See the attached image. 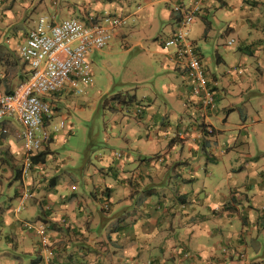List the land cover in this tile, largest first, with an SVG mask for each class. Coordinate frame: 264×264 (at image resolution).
<instances>
[{
	"label": "crops",
	"instance_id": "1",
	"mask_svg": "<svg viewBox=\"0 0 264 264\" xmlns=\"http://www.w3.org/2000/svg\"><path fill=\"white\" fill-rule=\"evenodd\" d=\"M0 1V6L4 4L13 6L16 2V0ZM35 1L37 3V0ZM174 1L105 0V3L98 2V8L86 5L81 8L83 11L81 19H87L89 15L85 9L126 17L127 24L116 30L111 43L104 49L95 51L91 55V60L92 56L94 60L100 55L98 52L127 55L136 49L140 54L145 55L148 60L147 67L154 70L153 76L150 77L154 81L152 92L148 96L145 93L142 96V100L148 99L149 105L143 113L137 114L139 104L135 106V103L139 101L138 97L141 94L137 98L133 97L132 101L123 100L126 104L132 103V106L126 105L125 109L121 108L122 96H119V102L114 104L118 114L113 120L120 124L113 125L112 135L106 138L107 145L93 154L96 156V163L91 164L96 173L92 174L87 170L84 175L88 184L86 195L77 193L78 188L74 180H65L71 173H63L58 163L57 150L52 147L56 141L64 142L66 134L74 133L72 132L74 126L70 122L68 124L72 130L65 129L62 134L59 132L58 138L55 136V139L38 153V163L43 162L44 165L40 166L37 163L30 172L29 176L33 177L36 184L33 187L28 186L27 176L20 173L23 165L20 167L12 165H15V151H20L22 164L26 155L24 146L17 142L22 140L19 135L22 124L15 118L8 119L9 132L0 135V171H3L0 172V179L2 174H5L11 179L20 180L21 184L16 196L20 197L25 189H30L32 196L26 200L30 205L27 208L23 207L20 212H16L19 200L8 207L0 206V264H58L60 261L61 264H99L109 256L105 253L109 247H114L115 250L112 252L113 263L204 264L195 257L190 259L183 249L180 255L174 251V248L179 250L177 247L184 243L187 234L192 235L193 245L196 244L198 251L204 257L218 246L217 240L224 239L230 247L243 250L244 255L240 256L243 264H264V215L261 216L262 220L260 219L262 223L257 222L258 228L250 224L252 217L260 218L259 215L250 216L251 210L264 214V179L260 183V186L263 185L262 188H259L260 186L255 188L248 184V174L245 175L246 178L245 176L239 178L241 169L254 164L244 159L247 154L252 155L251 152H247L253 147L257 149L264 147V117L248 112L246 107L243 111L232 114L229 109L225 118L214 117L192 94L188 86L185 62L176 60L175 49L165 48L163 43L176 29L172 12ZM237 1L246 9L259 6L260 3L256 0H232L228 5L223 4L222 7H226L229 17L234 14V9L229 5ZM219 2L226 3L224 0H204L205 9L195 22L197 24L195 30L200 31L199 35L202 38L210 37L212 21L218 19L217 15L221 14V12H213L214 8L219 7ZM67 4L70 5L69 2ZM53 14L63 19L58 15L57 6ZM249 23L247 25L250 28L249 35L255 40L253 47L258 49L256 66L248 67L246 60L238 59L237 53L227 51L225 54L217 52L216 62L219 66L211 70L212 57L203 55L199 46L209 72L210 86L217 93L225 90L231 83H237L239 86H257L255 95H264V83H261L264 82L263 59L257 56L261 48L264 50V21H249ZM223 27H226L225 34L235 35L239 40L242 28L237 23L228 22ZM192 39L199 45L200 40ZM150 54L156 57L153 58ZM125 58L122 60L124 61ZM19 60L16 52L0 42V93L12 92L28 77V67ZM222 64L226 65L227 69L223 68ZM233 68L237 70H231ZM253 68L258 70L259 74L252 71ZM26 71L28 74L24 75ZM248 72H252L259 82L256 83L249 78ZM145 75L148 76L149 72L146 71ZM79 95L82 94H76L69 83L60 92L46 96L45 100L55 108L53 121L69 118L68 114H61L62 107L76 111L79 108L84 109L82 106L93 104L96 108L98 98L92 102L93 99L87 96L85 101L80 100L78 104L75 99ZM225 96L227 97V94ZM221 101L224 103V99ZM86 102L88 105H85ZM230 102L227 104L233 105V109H235L234 105L239 104L236 99ZM201 115L204 118L199 122ZM135 123L146 129L147 140L144 144L140 143L142 136L139 131L132 135L126 133V129L134 128ZM218 124L220 129L214 127ZM202 126L204 129L201 128ZM119 127L122 128L120 132H118ZM209 127H213L211 130L214 136H210L211 130H207ZM166 141H170V146L176 144L178 147L175 152L172 151L174 157L172 161L166 163L165 159L166 164L153 165L146 160L149 156L160 157L167 146L164 144ZM244 142L245 146L240 152L235 144L243 145ZM224 145L227 147L226 151ZM123 149L127 151L126 154ZM119 152L122 153L121 157L117 155ZM89 155L92 154H88L87 157ZM205 155L213 156L206 159ZM237 157L241 160L237 161ZM183 162L197 166L198 172L203 176L199 178L194 175V178L190 179L176 174L169 183L164 181L165 174L178 169L179 163ZM241 162L245 167L238 170ZM257 172L260 176H264V172H260L259 168ZM68 183H71V193L64 192L69 188ZM160 183L168 186L165 196L171 195V200L167 199L165 202L170 204L169 207L163 209L161 203L157 204L161 211H157L156 214L153 205L145 204L154 200V194H149L150 196L144 202H140L136 209H129L144 188L150 184ZM103 191L110 202H107L109 206L106 209L103 207L102 210L97 209L101 212L99 217V213L94 214L91 207L95 205V201H100V194ZM176 194L178 196H174ZM242 211L248 216L228 220L227 216L233 217L234 212L243 215ZM183 215H186V223L181 220ZM30 216L32 218H29ZM30 219H41L40 222L48 227L50 242L48 246L40 242L35 232L24 229L22 221ZM89 221L95 223L101 234L97 236L90 234ZM164 224L166 227H163ZM149 225L155 228V236L152 238L155 243L149 244L143 250L145 255L140 256L139 241H142L140 236L147 235L146 229ZM212 228L219 233V236L215 235L218 239L213 242L210 237ZM181 229H186L188 232L182 234ZM105 231L108 233L104 234ZM223 231L228 233L222 234ZM114 232L122 235L113 234ZM116 236L119 237L118 240L115 239ZM201 238L202 240H199ZM87 243L97 245L100 251L87 250L84 254L79 252L84 259L82 262L73 256V248ZM2 244L4 246H1ZM51 251L53 257L49 259ZM127 254L129 256L124 257ZM55 255L56 259H54Z\"/></svg>",
	"mask_w": 264,
	"mask_h": 264
},
{
	"label": "rangeland",
	"instance_id": "2",
	"mask_svg": "<svg viewBox=\"0 0 264 264\" xmlns=\"http://www.w3.org/2000/svg\"><path fill=\"white\" fill-rule=\"evenodd\" d=\"M226 3L219 2V7L214 8L213 12H221V14L217 15L218 19L212 21V28L210 32V37L208 39L202 38L201 35H199L200 31L195 30V27H197V24L194 20L191 29H190V38H195L200 40V43L198 46H200L201 52L205 56H211L212 57V64L210 65L211 70H215V67L219 66V63L216 62L217 58V52L221 54H225L227 51H230L232 53H237L238 59L246 60L248 63V67L250 66H256L257 65V59H256V53L258 49H255L253 47V43L255 42L254 38L249 35L250 28L247 27L249 21L251 22H260L261 20L264 21V0H256L259 1V6L251 7L250 9L242 8L241 2H235L233 5H229L230 8L234 9V14L232 17H229V13L226 12V7H222L223 4L228 5V3L232 2V0H224ZM67 2L70 3L67 4ZM105 3V0H37V3L35 0H16L13 6H10L8 4H4L0 6V42L4 44L5 46L9 47L12 51L16 52L19 57V53L17 51L18 44L22 41L23 37L26 35V33L30 30V28H33L36 26L38 19L42 15H49L51 16L56 9V6L59 10V17L64 18L66 16H74L78 18L81 17L82 7L84 5L90 6V7H99V3ZM1 3V1H0ZM204 5V4H202ZM72 6V7H71ZM85 12H87L89 15L87 19L91 17H96L104 14L105 12H96L95 10L85 9ZM228 13V14H227ZM120 15V14H118ZM233 18V19H231ZM86 20V19H85ZM228 22H235L238 24L239 27L242 28L241 37L239 40L235 35H227L225 34L226 27H223L224 24ZM224 23V24H223ZM126 23L122 26L124 27ZM175 28H177V21L175 20ZM120 27V28H122ZM194 29V31H193ZM187 31V29H185ZM200 36V37H199ZM169 39V38H168ZM235 41L234 44L229 45L228 42L233 40ZM167 48H174V47H167ZM100 54L99 56H96V58L92 60L90 57L92 64V70H93V84H85L80 83V88H82L83 92L79 93L82 95L77 96L75 99L76 103L80 104L81 101H85L87 99V96L92 98V102H94L95 99H99V102L96 106L90 105V106H82L84 109H77L76 111H69L65 107L61 108V114H68L69 118H66L67 122H70L74 126V130L72 134H66L65 135V141L62 143H59L56 141L52 147L54 150H57V158L58 163L62 167L63 173H71L68 174L65 180H74L77 185V193L86 195L87 194V188L88 184L85 180V173L87 170H90L92 174H95L96 172L94 170V166L91 164L96 163V156L95 154L98 150L103 149L106 145V138H109V136L112 135V131L114 130L113 125H119V123H115L113 118L118 113L117 110L114 109V104L119 102V96H122V99L120 101L121 108L125 109V106H132V103L123 102V100H126L127 102L132 101L133 97L139 96V101L135 103L140 104L144 109H146V106L149 105L148 99L142 100V96L145 93L146 96L149 95V93L152 92L153 87V79L150 78L153 76L154 70H152L149 66L147 67V58L146 56L140 54L138 50L135 49V51H130L127 55H119L117 53H109L105 54L102 52H98ZM153 58L156 57V55L150 54ZM255 55V56H254ZM127 56V57H126ZM257 56H260L263 59L262 68L264 69V50L261 48V51L258 53ZM126 57V58H125ZM245 57V58H244ZM20 58V57H19ZM125 60L123 61L122 59ZM20 63H25L20 58ZM228 62L232 63L230 60H227ZM112 62L116 63L113 64ZM26 65V64H25ZM28 65V64H27ZM26 65V66H27ZM223 68L227 69V66L222 64ZM29 69V65L27 66ZM148 71L149 75L146 76L145 72ZM235 71V70H233ZM252 71H255L259 74V71L255 68L252 69ZM23 72V67L21 68V75ZM232 72V71H231ZM233 73V72H232ZM28 74L27 71L24 72V75ZM249 78H252L254 82L258 83L255 79V76L252 72H248ZM261 79V78H260ZM264 83V82H261ZM255 83H253L254 85ZM67 86V85H66ZM65 86V87H66ZM65 87L63 89H65ZM257 86L250 87L249 85L239 86L237 83H231L230 86H227L225 90H221L220 93H217L216 90L212 88V93L214 96V106L211 108H207L206 111L210 113V115L213 114L214 117H226L227 113L230 111V114L236 112L239 113L240 111H243L244 107L248 109V112L255 114V115H261L264 117V95H255L254 91H257ZM138 90H141L138 92ZM243 90V91H242ZM138 92V93H137ZM229 92V93H228ZM85 93V94H84ZM77 94V93H76ZM227 94V97L225 96ZM220 96V97H219ZM221 98V99H220ZM222 99H224V103H222ZM239 101L238 105H234L235 109H233V105L227 104L229 101L230 103L234 102V100ZM125 104V105H124ZM85 105H88L86 102ZM71 107V105H70ZM73 107V106H72ZM71 107V108H72ZM205 107V106H204ZM74 109V107L72 108ZM140 114V113H137ZM198 117V115H195ZM208 116V115H207ZM199 122L204 118L203 115L199 117ZM62 120L59 119L57 122H60ZM134 128L126 129V133L129 135H132V133L137 134L140 132V135L142 136V140L140 141L141 144L146 143L147 135H146V129L144 126H139L135 123L133 126ZM214 127H217L220 129V125H214ZM204 129V126L201 127ZM213 129V127H209L207 130L210 131ZM122 130L121 127L118 128V132ZM222 130V129H221ZM64 130L61 131V134ZM139 131V132H138ZM91 132V133H90ZM212 130L210 131V136H214ZM232 133V131H230ZM93 134V135H90ZM58 135L56 137L58 138ZM245 141V137L243 138ZM17 142L23 146L22 140H17ZM170 141L164 142L166 144V148L161 152L160 157H147L146 160H149L151 164H162L164 163L166 159V163H169L174 159L172 156V151L175 152L176 148L178 147L175 145L170 146ZM214 143V141H212ZM169 144V145H168ZM235 146L238 148L240 152L243 151V146H245V142L243 145L235 144ZM256 146V145H255ZM225 147V145H224ZM124 150V149H123ZM122 150V151H123ZM227 150V147L224 148V151ZM121 151V150H116ZM235 152V150H233ZM127 151L124 150V153L126 154ZM252 153V155L247 154L244 159L246 161H250V163H254L250 167H245V165L241 162L238 166L239 171V178H243L246 174H248L247 181L248 184L254 186L257 188L260 186V183L263 181L264 176H260L257 172V169H260V172H264V147H253L251 150L247 153ZM16 155L15 158V165L13 166H22V160L20 159V151L14 152ZM88 154L89 155L87 157ZM213 156V155H212ZM212 156L205 155V158L208 157L212 158ZM234 156H238L235 155ZM87 157V158H86ZM204 158V160L207 162V160ZM241 160L239 157H237V161ZM245 161V162H246ZM164 163V164H166ZM234 164V163H233ZM32 168L27 176V182L28 186L35 187L36 184L34 183L33 177L29 176L30 172L33 170ZM3 173V171H0ZM195 173V174H194ZM198 172V168L195 165H189L179 163L178 169H173L171 173H166L164 178V181H169L174 178L173 176L180 175L184 176L190 179L194 178V175L197 177H202L203 174ZM223 177L225 175H222ZM246 178V176H245ZM97 181V178L95 179ZM163 181V182H164ZM21 184V181L15 178H9L7 175L2 174L0 179V206H11L13 205L14 201L19 200L20 197L16 196V191L19 188ZM69 188L65 189V193H71L70 186L71 183H68ZM116 186L118 184L116 183ZM263 185H261L259 188H262ZM167 184L160 183L159 185L150 184L147 186V188H144L139 195H137L136 200L132 204V207L129 209H136L137 205L140 202H144V200L150 196L149 194H154L153 201L146 202L145 204H151L153 205V210L157 214V211H161L159 207H157V204L161 203V207L164 209L166 207H169L170 204L166 203L165 200L170 199V197L165 196V193L167 191ZM258 188V189H259ZM100 191V190H98ZM152 191H155L152 192ZM157 193V195H156ZM260 193V192H259ZM104 191L100 194V201H95V205L91 207L93 210V213L96 214L98 211L97 209H101L102 207L106 209L109 205L107 202L108 198L105 196ZM178 196V194L174 195ZM141 199L142 201H138ZM171 200V199H170ZM225 201V200H224ZM99 202V203H98ZM16 204V202L14 203ZM30 205V202H26L24 205V208ZM98 206V207H96ZM130 211V210H126ZM100 212V211H99ZM98 212V213H99ZM254 212V214H253ZM101 213V212H100ZM99 213V217H101V214ZM131 213V212H130ZM250 216H257L258 218H251L250 224L255 225L256 228L257 222L259 221L262 223V214H260L256 210H251ZM243 215H239L238 212H234V216H227L228 220H231L232 218H240L247 217L246 213H243ZM226 217V214H224ZM29 218H32L30 216ZM261 219V220H260ZM31 220V219H30ZM38 221H42L41 219H35ZM181 220L183 222L186 221V215L181 216ZM89 229L91 230L90 234H93L95 236L101 234L98 232V227L95 226V223H91L89 221L88 223ZM163 227H166V224L163 225ZM27 230V229H25ZM29 231V230H27ZM182 234L184 232H188L186 229H181ZM211 238L213 242L215 239L217 240L219 236V233L215 229H210ZM108 231H105L104 234H107ZM227 231H223L222 234H227ZM113 234L122 235V233L114 232ZM147 235L140 236L142 238V241H139L140 249H139V255L143 256L145 253L143 250L149 246L151 243H155L152 241V238L155 236V228L154 226L149 225L146 229ZM192 235L186 236L184 243L180 244L179 247H177L176 250L174 248V251L177 254L182 253V249L184 252L187 253L188 257L191 259L195 257L197 261H201L204 264H243L242 260H240V256L244 255L243 250L236 249V247H230L226 242V240H217L216 243L218 244L217 247L213 248L212 251H210L209 255L207 257H204L202 253L198 251V248L195 245H193V241L191 240ZM251 235H248L250 237ZM121 238V237H120ZM116 240L119 239V237L116 236ZM148 239L147 241H144ZM197 240V239H196ZM199 240H202L199 239ZM198 240V242H199ZM206 240V239H204ZM263 241V240H262ZM1 246H4L2 244ZM73 256L76 259H79L80 261H84L83 257L80 255L79 252H82L83 254L87 250H98L100 251L99 247L97 245L88 244L83 245L80 247H74L73 248ZM114 247H109L105 253L108 254L106 258H104L99 264H120V263H113L112 255H113ZM172 251V249H171ZM59 254V252H57ZM96 255V254H95ZM129 256L127 254L124 257ZM53 257V254L51 255L50 259ZM119 257V255H118ZM57 256L55 255L54 259H56ZM108 258V259H107ZM111 258V259H109ZM50 262V260H49ZM129 262V261H127ZM61 264V261L58 263Z\"/></svg>",
	"mask_w": 264,
	"mask_h": 264
},
{
	"label": "built area",
	"instance_id": "3",
	"mask_svg": "<svg viewBox=\"0 0 264 264\" xmlns=\"http://www.w3.org/2000/svg\"><path fill=\"white\" fill-rule=\"evenodd\" d=\"M179 1V0H176ZM203 0H189V11L177 21L173 35L165 41V48L174 47L179 60L186 59L187 76L201 89L196 91L204 106L214 104L210 91L206 66L194 52L188 39V29L196 18ZM179 10L178 4L174 6ZM126 17L109 12L88 19L66 17L59 19L56 14L39 17L35 27L18 44L19 57L29 65V75L9 93H0V135L9 132L8 119L15 118L22 124L19 134L25 150L23 171L26 175L35 164L32 157L49 145L55 136L64 129H69L66 119L53 121V105L45 100L46 96L60 92L71 83L76 93H82L80 83L93 82L91 55L107 47L116 30L126 23ZM187 29V31H185ZM234 39L229 44H234ZM27 65V66H28ZM202 92V93H201ZM201 93V94H200ZM139 107V112L142 107ZM119 157L122 153H117ZM32 196L30 189H25L20 196L16 212H20L26 200ZM25 229L35 232L44 246L50 244L47 227L37 221H24ZM52 255V252L49 254Z\"/></svg>",
	"mask_w": 264,
	"mask_h": 264
},
{
	"label": "trees",
	"instance_id": "4",
	"mask_svg": "<svg viewBox=\"0 0 264 264\" xmlns=\"http://www.w3.org/2000/svg\"><path fill=\"white\" fill-rule=\"evenodd\" d=\"M204 3V0H203V2H202V4ZM176 4H178L179 5V7H180V9L179 10H175L174 9V6L176 5ZM189 4V0H179V1H174L173 3H172V12H173V14H174V18H175V20L176 21H179V20H181L182 18H183V15H184V13H186L187 11H189V7H185V5H188ZM201 4V6L199 7L200 9H199V11H198V13L196 14V18H198L199 16H200V14L203 12V10L205 9V6L204 5H202ZM110 13V12H109ZM196 18H195V20H196ZM193 24V23H192ZM192 24H191V26H192ZM191 26L189 27V29H188V31H189V33H188V39H189V41L191 42V44L193 45V47H194V52H195V54H196V56H199L198 58L200 59V61L202 62V63H204V61H203V57H202V54H201V52H200V49H199V46H198V44L195 42V40H193V39H191L190 38V29H191ZM28 33V32H27ZM26 33V34H27ZM25 37V36H24ZM23 37V38H24ZM165 41H167V40H165ZM165 41L163 42L164 43V47H165ZM175 57H176V60H179L180 58H178V55L177 54H175ZM180 61V60H179ZM182 61H186V59H182ZM186 64V63H185ZM205 64V63H204ZM206 66V65H205ZM185 69H186V65H185ZM231 70H237V68H233V69H231ZM206 72H207V76L209 77V72H208V69H207V66H206ZM94 74V73H93ZM186 76H187V69H186ZM187 79H188V86L190 87V90H191V92H192V94H194L195 96H196V98L200 101V102H202V100H201V97L199 96V95H196L195 93H196V91L197 90H200L201 88L197 85H195L194 83H193V81L190 79V78H188V76H187ZM93 83V82H92ZM211 85V83H208V86H209V89H210V91L212 92V87L210 86ZM202 93V92H201ZM200 93V94H201ZM139 106L140 107H142L140 104H139ZM203 107H204V105H203ZM206 107V106H205ZM212 106L211 105H209V106H207L206 107V109L207 108H211ZM138 113H143V108H142V111H140V112H138ZM5 135V134H4ZM39 155H36V156H33L32 157V163H34V164H36L37 165V163L39 162V159L37 158ZM38 164H40V163H38ZM44 165V163L42 162L41 164H40V166H43ZM20 173L21 174H24V171H23V166H22V168H21V170H20ZM28 174V173H27ZM25 175V174H24Z\"/></svg>",
	"mask_w": 264,
	"mask_h": 264
},
{
	"label": "clouds",
	"instance_id": "5",
	"mask_svg": "<svg viewBox=\"0 0 264 264\" xmlns=\"http://www.w3.org/2000/svg\"><path fill=\"white\" fill-rule=\"evenodd\" d=\"M230 45H232V44H230ZM54 108V107H53ZM54 111H55V108H54ZM39 153V152H38ZM38 153H37V155H38ZM35 166H37L36 164H35ZM35 166L33 167V168H35ZM19 205V204H18ZM48 209V208H47ZM26 221H37V222H39V223H42V222H40V221H38V220H26ZM23 222L24 221H22V225H23ZM45 225V224H44ZM46 226V225H45ZM24 227V226H23ZM47 227V226H46ZM25 229V228H24ZM47 232H48V227H47ZM48 236H49V234H48ZM41 242V241H40ZM52 252V251H51ZM52 254H53V252H52ZM49 259H50V257H49Z\"/></svg>",
	"mask_w": 264,
	"mask_h": 264
}]
</instances>
